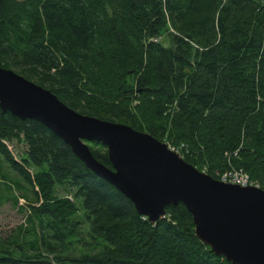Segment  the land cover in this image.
Instances as JSON below:
<instances>
[{"label": "trees", "instance_id": "1", "mask_svg": "<svg viewBox=\"0 0 264 264\" xmlns=\"http://www.w3.org/2000/svg\"><path fill=\"white\" fill-rule=\"evenodd\" d=\"M0 66L79 113L183 143L213 178L242 168L264 190V0H0ZM87 143L111 167L106 146ZM0 156L37 202L0 264H232L182 203L151 223L39 121L0 108Z\"/></svg>", "mask_w": 264, "mask_h": 264}, {"label": "water", "instance_id": "2", "mask_svg": "<svg viewBox=\"0 0 264 264\" xmlns=\"http://www.w3.org/2000/svg\"><path fill=\"white\" fill-rule=\"evenodd\" d=\"M0 108L44 124L85 166L155 223L182 203L197 238L232 264H264V190L224 183L186 162L150 133L79 113L50 90L0 66ZM106 146L111 167L87 142Z\"/></svg>", "mask_w": 264, "mask_h": 264}, {"label": "rangeland", "instance_id": "3", "mask_svg": "<svg viewBox=\"0 0 264 264\" xmlns=\"http://www.w3.org/2000/svg\"><path fill=\"white\" fill-rule=\"evenodd\" d=\"M164 142L176 149L184 146L183 143L169 140ZM6 144L13 157L22 162L25 143L14 139ZM28 170L32 173L34 168L29 167ZM200 171L205 172L204 169ZM31 204L36 205L37 202L34 201L29 183L0 156V245H7L3 243L7 239L14 241L20 236L19 232L29 228L31 225L29 218L32 219Z\"/></svg>", "mask_w": 264, "mask_h": 264}, {"label": "built area", "instance_id": "4", "mask_svg": "<svg viewBox=\"0 0 264 264\" xmlns=\"http://www.w3.org/2000/svg\"><path fill=\"white\" fill-rule=\"evenodd\" d=\"M154 40H157V39H154ZM167 146L169 149L177 152L182 157L181 147L176 149V148L170 147V145L168 144ZM217 176H218L217 179L224 183L237 184L240 186H254V187L260 188L259 183L253 180L249 176V174L246 171H244L242 168H230L223 172L217 173Z\"/></svg>", "mask_w": 264, "mask_h": 264}]
</instances>
